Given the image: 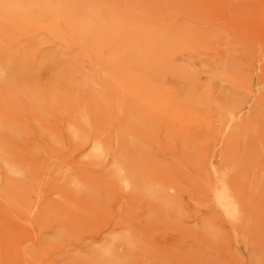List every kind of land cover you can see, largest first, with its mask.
<instances>
[{
	"label": "rangeland",
	"instance_id": "374dc122",
	"mask_svg": "<svg viewBox=\"0 0 264 264\" xmlns=\"http://www.w3.org/2000/svg\"><path fill=\"white\" fill-rule=\"evenodd\" d=\"M77 1L100 4V11L150 30L181 37L193 32L186 45L199 54L179 53L176 63L199 73L205 70L202 59H223L227 73L218 74L240 103L234 124L241 133L257 132L242 148L214 136L208 151L160 130L153 116L129 110L101 70L91 76L105 100L98 108L79 107L81 96L50 87L53 79L67 77L60 68L20 66L10 76L20 99L0 89V124L11 134L0 154V264H264V1ZM74 112L89 120L82 136L96 131L104 137L105 157L87 160L64 137ZM119 114L141 121L147 132L123 140V150L115 143L125 126ZM5 159L13 171L4 167ZM118 162L140 175L138 187L147 184L162 194L133 195L115 186L109 174ZM214 172L238 182L234 230L217 218L207 196L219 186ZM126 234L132 247H114L109 260L96 259L100 246Z\"/></svg>",
	"mask_w": 264,
	"mask_h": 264
},
{
	"label": "bare ground",
	"instance_id": "6f19581e",
	"mask_svg": "<svg viewBox=\"0 0 264 264\" xmlns=\"http://www.w3.org/2000/svg\"><path fill=\"white\" fill-rule=\"evenodd\" d=\"M99 6L83 5L77 0H0V89L11 91L19 100L10 76L20 66L36 62L44 65L45 71L49 66L60 68L59 72L67 76L53 79L50 87L81 96L76 102L79 107L102 108L105 100L99 87L91 83V76L101 70L123 95L129 110L153 116L160 130L195 140L208 151H212L214 136L231 141L237 148L255 136L256 129L241 133L239 124H234L235 109L240 108V103L232 90L224 89L226 81L218 74L227 73L223 59H202L205 70L199 73L176 63L179 53L199 54V50L186 45L195 38L193 32L185 31L181 37L160 27L150 30L143 23L128 22L112 10L102 12ZM234 80H230L231 85ZM163 86L170 87L169 91L163 92ZM149 92L152 95H146ZM251 114L256 116L255 112ZM119 115L125 126L115 143L123 150V140L144 137L147 132L141 121ZM88 124L86 116L74 112L62 133L87 160L105 157L107 149L101 134L94 131L81 135ZM10 137L0 124V154ZM3 164L13 171L8 160ZM109 175L115 186L133 195L145 193L154 198L162 194L154 193L147 184L138 187L140 175L121 162L114 163ZM211 178L219 186L208 190L207 196L216 208L217 218L234 230L240 217L233 189L238 182L234 176L218 172ZM114 247H132L130 235L112 238L100 246L96 259L109 260Z\"/></svg>",
	"mask_w": 264,
	"mask_h": 264
}]
</instances>
